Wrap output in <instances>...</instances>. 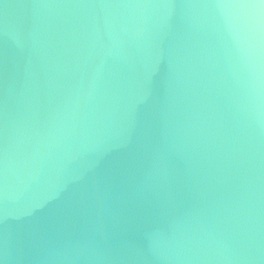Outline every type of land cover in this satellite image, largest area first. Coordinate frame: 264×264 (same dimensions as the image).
<instances>
[{
  "label": "clouds",
  "instance_id": "clouds-1",
  "mask_svg": "<svg viewBox=\"0 0 264 264\" xmlns=\"http://www.w3.org/2000/svg\"><path fill=\"white\" fill-rule=\"evenodd\" d=\"M27 7L0 264H264V0Z\"/></svg>",
  "mask_w": 264,
  "mask_h": 264
},
{
  "label": "water",
  "instance_id": "water-1",
  "mask_svg": "<svg viewBox=\"0 0 264 264\" xmlns=\"http://www.w3.org/2000/svg\"><path fill=\"white\" fill-rule=\"evenodd\" d=\"M32 0H0V98L10 102L14 89L18 91L19 81L23 77L26 57L20 51L18 42L22 32L29 23L30 9L27 7ZM181 0H177L180 3ZM7 6V7H6ZM164 68L161 67V74ZM157 82L160 76L155 78ZM150 229L142 222L138 245L145 256L148 253ZM3 264H11L7 255ZM135 264H152L150 258L137 259Z\"/></svg>",
  "mask_w": 264,
  "mask_h": 264
}]
</instances>
